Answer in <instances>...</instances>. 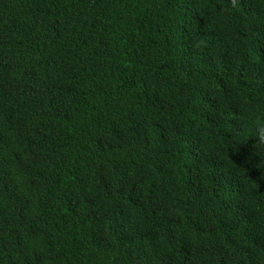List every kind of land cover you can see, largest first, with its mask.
I'll return each instance as SVG.
<instances>
[{"label": "trees", "instance_id": "obj_1", "mask_svg": "<svg viewBox=\"0 0 264 264\" xmlns=\"http://www.w3.org/2000/svg\"><path fill=\"white\" fill-rule=\"evenodd\" d=\"M264 0H0V264H264Z\"/></svg>", "mask_w": 264, "mask_h": 264}, {"label": "clouds", "instance_id": "obj_2", "mask_svg": "<svg viewBox=\"0 0 264 264\" xmlns=\"http://www.w3.org/2000/svg\"><path fill=\"white\" fill-rule=\"evenodd\" d=\"M258 128H257V136H258V143L264 144V123H260L259 118L256 121Z\"/></svg>", "mask_w": 264, "mask_h": 264}]
</instances>
